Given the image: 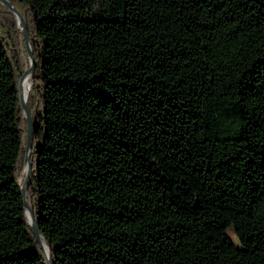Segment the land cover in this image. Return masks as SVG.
I'll return each instance as SVG.
<instances>
[{
	"label": "trees",
	"instance_id": "trees-1",
	"mask_svg": "<svg viewBox=\"0 0 264 264\" xmlns=\"http://www.w3.org/2000/svg\"><path fill=\"white\" fill-rule=\"evenodd\" d=\"M9 1L36 55L26 198L52 263L264 264V0ZM11 18L0 264H48Z\"/></svg>",
	"mask_w": 264,
	"mask_h": 264
},
{
	"label": "water",
	"instance_id": "water-1",
	"mask_svg": "<svg viewBox=\"0 0 264 264\" xmlns=\"http://www.w3.org/2000/svg\"><path fill=\"white\" fill-rule=\"evenodd\" d=\"M2 3H4L11 11L12 13L14 14L15 18L17 19V22L22 26L21 27V31H22V36H23V39L25 40V45L30 53V59H29V66L31 67L32 69V72L35 68V63H36V55H35V52L34 50L32 49L30 43H29V36H28V32L25 28V20H24V17L19 9V7L14 4V3H11L9 0H0ZM11 7H14L16 11H14L13 9H11ZM22 74V72H21ZM21 74H19V80H18V85H19V88H20V81H21ZM30 90V88H29ZM20 100H21V106L23 108V112L24 114H26L27 116V120H28V127H29V133H28V136H27V143H26V153H25V166L27 164V161L29 160V166L28 168L25 170V167L23 169V174L25 175V178L27 179V181L25 180L24 182H22V185H21V189H22V192H23V195H24V198H25V215L27 217V221L29 223V225L33 228V232L41 246V248L43 249V251L45 252V255L47 257V261H48V264H53L52 263V257H51V252H50V249L49 247L45 244V239L44 237L42 236V234L40 233V231L38 230L35 222H34V216H33V211H32V208L30 206V202L29 200L26 198V188L28 186V182L30 181V176H31V171H32V167H33V157L30 153V148H29V142H30V125H31V116L26 108V100H27V96L25 98L22 97L21 95V89H20Z\"/></svg>",
	"mask_w": 264,
	"mask_h": 264
},
{
	"label": "rangeland",
	"instance_id": "rangeland-1",
	"mask_svg": "<svg viewBox=\"0 0 264 264\" xmlns=\"http://www.w3.org/2000/svg\"><path fill=\"white\" fill-rule=\"evenodd\" d=\"M16 4V3H14ZM17 5V4H16ZM18 6V5H17ZM19 7V6H18ZM20 9V7H19ZM21 11V9H20ZM22 13V12H21ZM15 18L14 14L12 13V11L4 4L0 1V36L4 39H6L9 47H13V41L15 38V28L12 22V18L11 15ZM16 22L17 19L15 18ZM17 24L19 25V23L17 22ZM20 48H21V52H20V58H21V62H22V70L21 72L24 70L25 71L29 68V59H30V53L25 45V40L23 39V36H20ZM30 80L32 83V75L30 74ZM24 167H25V157H24ZM24 169V168H23ZM27 181V179L25 178V175L23 174L22 177V182ZM227 233L229 234V236L231 237V239L233 240V242L235 243V245L238 246V241L236 239V236L234 234V231L232 228H228L227 229Z\"/></svg>",
	"mask_w": 264,
	"mask_h": 264
},
{
	"label": "bare ground",
	"instance_id": "bare-ground-1",
	"mask_svg": "<svg viewBox=\"0 0 264 264\" xmlns=\"http://www.w3.org/2000/svg\"><path fill=\"white\" fill-rule=\"evenodd\" d=\"M11 9H13L14 11L17 12V10L14 7H11ZM30 74H32V69L29 66V68L25 71L24 75L21 78L20 81V89H21V95L23 98H25L26 96H28L29 93V88L31 87V76ZM29 166V160L27 161V164L25 166V170L28 168Z\"/></svg>",
	"mask_w": 264,
	"mask_h": 264
}]
</instances>
